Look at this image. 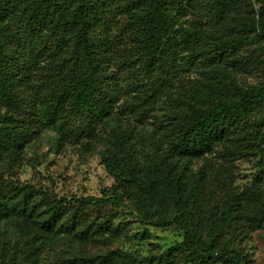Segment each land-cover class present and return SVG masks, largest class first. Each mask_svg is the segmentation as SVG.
I'll return each instance as SVG.
<instances>
[{
	"label": "rangeland",
	"instance_id": "1",
	"mask_svg": "<svg viewBox=\"0 0 264 264\" xmlns=\"http://www.w3.org/2000/svg\"><path fill=\"white\" fill-rule=\"evenodd\" d=\"M77 1L60 0L64 13ZM87 1L95 8L90 33L110 105L101 123L76 119L68 103L63 127L37 112L67 79L76 31L57 43L61 36L44 30L15 49L20 12L0 27V39L19 62L20 102L15 107L0 95V127L30 131L22 144L0 150V182L8 197L32 187L33 206L43 196L61 203V221L73 229H53L44 239V206L29 225L3 223L0 264H264V105L209 152L186 157L179 149L191 113L264 86V38L233 51L224 46L264 17V0H186L185 12L169 25L176 48L143 60L137 0ZM27 3L20 0L21 11ZM117 137L125 142L118 146L123 163L111 171L104 157ZM148 168L156 190L146 198L125 177L137 171L146 182ZM176 182L180 200L170 190ZM83 199L91 200L81 206ZM186 239L209 253H196Z\"/></svg>",
	"mask_w": 264,
	"mask_h": 264
},
{
	"label": "trees",
	"instance_id": "2",
	"mask_svg": "<svg viewBox=\"0 0 264 264\" xmlns=\"http://www.w3.org/2000/svg\"><path fill=\"white\" fill-rule=\"evenodd\" d=\"M186 0H137L139 20L144 37L139 46L138 57L142 60L152 58L154 53L171 52L176 48L177 38L170 33L171 20L176 19L179 12H185ZM189 1V0H188ZM93 3L87 0H78L71 14L63 11V3L60 0H28L27 6L20 10V0H0V27L10 17L17 18L18 32L13 36L11 45L19 43L26 45L40 37L44 30L51 34L60 35L56 41L61 42L67 33L76 31L75 43L73 44L71 60L72 64L67 73L65 83L56 91L44 97L38 104V115L48 124L63 127V110L65 105L71 107L73 116L81 122H104L110 115L109 101L103 97L106 88V78L98 63L94 39L90 33V18L94 14ZM175 10L176 15L172 11ZM23 18V19H22ZM22 19V20H21ZM242 28L245 33L238 38L225 41L224 46L229 50L248 43H257L264 38V17L251 24H245ZM198 36L200 32H198ZM204 37V34H202ZM14 48L0 39V95L8 104L18 107L20 102L17 98V83L15 71L18 59H15ZM264 105V86L241 90V96L232 102L221 101L205 110H197L188 116L186 131L181 139L179 149L186 157L201 155L209 152L217 143L224 142L229 133L240 125L244 118ZM30 131L15 130L7 126L0 127V150H5L12 143L22 144ZM116 145L108 151L104 160L106 167L111 171L120 170L123 158L121 148L125 147L124 138L117 137ZM154 171L148 168L145 173L146 182L138 177L137 171H131L125 177V181L136 186L141 194L148 198L155 192L156 184L151 181ZM181 183L170 185V190L175 191L182 198ZM14 196L8 197L0 182V227L3 223L13 224L16 220L29 225L33 221L34 214L44 206L46 219L43 222L45 236L48 238L54 229L66 234L73 231L71 223L61 221V203H55L47 196H43L39 205H31L35 199L32 187L16 188ZM91 199H83L79 203L86 205ZM114 201L122 203L118 198ZM78 202V201H72ZM187 216V215H186ZM185 215L180 217L184 228L189 230V224ZM229 217V214L227 215ZM259 219V223L263 222ZM48 236V237H47ZM185 244L198 254H207L208 250L202 249L196 242L186 239ZM28 255L31 251H27ZM236 260V257H228ZM82 260V259H81ZM87 264L86 260L80 261Z\"/></svg>",
	"mask_w": 264,
	"mask_h": 264
}]
</instances>
